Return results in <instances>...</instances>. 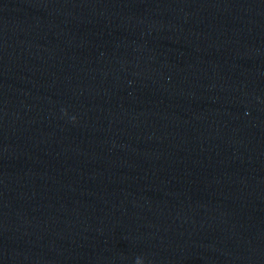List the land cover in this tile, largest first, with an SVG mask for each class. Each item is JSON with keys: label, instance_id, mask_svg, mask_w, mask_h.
<instances>
[{"label": "water", "instance_id": "95a60500", "mask_svg": "<svg viewBox=\"0 0 264 264\" xmlns=\"http://www.w3.org/2000/svg\"><path fill=\"white\" fill-rule=\"evenodd\" d=\"M0 264H264V0H0Z\"/></svg>", "mask_w": 264, "mask_h": 264}]
</instances>
